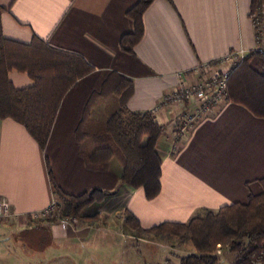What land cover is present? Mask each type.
Instances as JSON below:
<instances>
[{"label":"crops","instance_id":"obj_1","mask_svg":"<svg viewBox=\"0 0 264 264\" xmlns=\"http://www.w3.org/2000/svg\"><path fill=\"white\" fill-rule=\"evenodd\" d=\"M139 0H0L4 35L30 43L38 37L51 46L84 57L94 71L66 93L45 149L25 126L0 119V198H7L17 219L0 223L17 236L56 243L77 242L90 236L100 217L110 222L119 212L132 214L143 229L162 223H186L196 213L246 203L258 194L264 178V118L244 106L226 102L214 107L180 141L179 116L196 102L156 110L167 93L195 82L202 63L223 60L232 52L244 56L264 52V7L252 13V0H154L143 15L144 35L134 53L122 50L121 39L134 31L129 10ZM221 67H226L223 64ZM121 74L133 81L123 96L97 103L95 119L106 121L117 107L151 111L164 126L157 144L162 159V189L148 200L142 188L122 184L121 161L91 169L81 153L78 125L93 93ZM16 88L34 84L26 74L10 72ZM113 95V94H112ZM51 172V174H50ZM67 194L81 195L93 188L108 192L101 202L86 207L78 223L65 228L60 219L32 221L35 212L60 202L52 185ZM28 238V237H27ZM70 242V243H69Z\"/></svg>","mask_w":264,"mask_h":264},{"label":"trees","instance_id":"obj_2","mask_svg":"<svg viewBox=\"0 0 264 264\" xmlns=\"http://www.w3.org/2000/svg\"><path fill=\"white\" fill-rule=\"evenodd\" d=\"M153 1L139 0L129 10L135 28L122 37L123 51L134 53L144 35V12ZM251 7L253 14L261 16L264 0H252ZM2 13L0 4V119L10 118L25 126L45 149L64 96L78 80L92 73L94 67L81 55L53 47L38 37L30 43L7 38ZM14 70L26 73L34 84L16 88L9 76ZM132 87L131 79L113 74L102 90L91 96L76 136L91 169H106L113 158H118L123 166L121 183L142 188L146 198L153 200L162 189V159L157 144L164 126L155 121L151 111H132L125 106L117 107L106 121L92 115L94 106L102 99L124 97ZM227 100L264 118V52L252 50L232 68ZM51 181L56 195L65 204L66 216H81L86 207L103 201L108 194L93 188L81 195H70L62 191L52 175ZM260 183L262 192L250 193L246 203L204 210L186 223L166 222L143 229L130 213L126 222L144 233L184 237L188 234L195 252L184 257L181 264H220L218 246L228 247L235 254L234 264H264V178Z\"/></svg>","mask_w":264,"mask_h":264},{"label":"rangeland","instance_id":"obj_3","mask_svg":"<svg viewBox=\"0 0 264 264\" xmlns=\"http://www.w3.org/2000/svg\"><path fill=\"white\" fill-rule=\"evenodd\" d=\"M58 203L57 211L50 218L82 219L64 215L65 204L61 200ZM127 216L122 211L104 217L111 219L103 224V219L98 217L97 221L101 222L97 226L110 229H90L88 239L70 244L56 243L49 238L16 237L13 227L0 225V264H181L184 257L195 252L188 234L184 237L144 233L127 223ZM216 254L220 264L235 263V254L228 247L218 246Z\"/></svg>","mask_w":264,"mask_h":264},{"label":"built area","instance_id":"obj_4","mask_svg":"<svg viewBox=\"0 0 264 264\" xmlns=\"http://www.w3.org/2000/svg\"><path fill=\"white\" fill-rule=\"evenodd\" d=\"M244 53L232 52L224 60L221 67L217 62H206L200 64L198 79L190 84L183 83L171 93H167L159 109L163 106L182 104L186 102H196L195 108L186 110L178 120L181 124L177 134V140L180 141L188 133L192 132L201 119L207 115L214 107L228 102V80L232 68L244 59ZM57 202H54L48 209L35 212L31 215L32 221H42L50 219V216L57 211ZM18 214L11 209V203L7 198H0V223L17 219ZM65 228H71L79 222L77 217H66L61 220Z\"/></svg>","mask_w":264,"mask_h":264}]
</instances>
